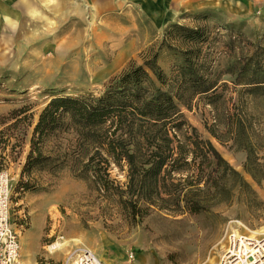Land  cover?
Here are the masks:
<instances>
[{"label": "rangeland", "instance_id": "374dc122", "mask_svg": "<svg viewBox=\"0 0 264 264\" xmlns=\"http://www.w3.org/2000/svg\"><path fill=\"white\" fill-rule=\"evenodd\" d=\"M23 1L30 5L24 7ZM44 2L50 9L43 7ZM4 13L16 14L13 29L10 27L13 34L8 32ZM173 22L204 27L208 39L203 50L216 70L231 71L220 76L227 85L223 104L212 110L202 104L198 109L180 108L200 135L251 185L255 198L246 193L234 195L230 203L192 215L152 210L131 228L113 224L104 229L101 220L94 218L96 208L89 206L94 193L65 170L53 179L50 191H14L18 176L13 174L27 148L28 127L18 156L3 166L11 179L9 219L19 235V264H73L83 251L101 264H218L231 242L240 246L249 238L264 239V174L255 183L242 168L243 151L230 142L219 143L201 120L210 123L213 114L223 116V107L231 111L236 104L253 128L264 130V95H243L240 90L249 76L237 72V67L252 61L263 66L264 77V0L241 10L220 5L181 10L174 18L143 11L138 3L129 1L0 0V115L27 106L34 120L53 95L95 93L130 60L139 63L141 52L156 49L163 29ZM179 62L177 51L159 49L158 63L166 73ZM237 91L242 95L239 101ZM21 132L17 130L19 136ZM259 148L257 155L264 156V145ZM117 220L113 218L111 223ZM58 243L63 245L58 247Z\"/></svg>", "mask_w": 264, "mask_h": 264}, {"label": "trees", "instance_id": "16d2710c", "mask_svg": "<svg viewBox=\"0 0 264 264\" xmlns=\"http://www.w3.org/2000/svg\"><path fill=\"white\" fill-rule=\"evenodd\" d=\"M207 39L204 27L170 23L156 49L141 52L139 63L130 60L95 93L53 95L34 120L27 106L0 115V168L16 159L30 127L14 191H50L65 170L94 193L89 206L96 208L94 218L104 229L131 228L152 210L192 215L230 203L234 195L255 198L251 185L180 108L202 104L212 110L223 104L227 85L220 76L231 71L215 69L203 50ZM162 47L180 56L167 73L158 63ZM237 72L249 76L243 95H264L263 66L251 61ZM234 106L231 111L223 107V118L213 114L210 123L202 118V125L219 143L243 151L242 168L259 184L264 156L257 154L264 130L253 128ZM113 218L118 220L111 223Z\"/></svg>", "mask_w": 264, "mask_h": 264}, {"label": "built area", "instance_id": "2783aa9c", "mask_svg": "<svg viewBox=\"0 0 264 264\" xmlns=\"http://www.w3.org/2000/svg\"><path fill=\"white\" fill-rule=\"evenodd\" d=\"M10 180L7 170L4 167L0 168V264H18L19 235L9 219ZM131 258L132 255H128V259ZM73 264H101V262L89 252L83 251L76 256ZM218 264H264V239L240 242V246H235L231 242Z\"/></svg>", "mask_w": 264, "mask_h": 264}, {"label": "crops", "instance_id": "0c3cea01", "mask_svg": "<svg viewBox=\"0 0 264 264\" xmlns=\"http://www.w3.org/2000/svg\"><path fill=\"white\" fill-rule=\"evenodd\" d=\"M124 1H129L131 3H138L141 10L148 12H159L160 16L174 18L177 17V12L179 11H196L200 8L205 7H215L220 5L228 8H235L236 10H241V7H247L254 4L255 1L260 0H110L113 3H122ZM43 2V0H42ZM24 7L29 6L28 1L21 2ZM43 7L50 9V7L44 2ZM3 9V8H2ZM3 11H5L3 9ZM181 14H178L180 16ZM39 18L40 16H35ZM16 14L13 13L11 16L8 13L3 14V20L8 24V32L14 33L13 26L15 24ZM12 29H11V28ZM25 151H23L24 154ZM22 156L18 161L17 167L14 170L13 177L17 178L19 174L20 165L22 162Z\"/></svg>", "mask_w": 264, "mask_h": 264}, {"label": "bare ground", "instance_id": "6f19581e", "mask_svg": "<svg viewBox=\"0 0 264 264\" xmlns=\"http://www.w3.org/2000/svg\"><path fill=\"white\" fill-rule=\"evenodd\" d=\"M247 240H255V239H250V238H249V239H247ZM62 245H63V243H62V244H61V243H58L57 246H58V247H61ZM254 246H256V244H255ZM54 247H55V246H54ZM52 248H53V246H50V247H49V249H52ZM228 251H230V250H228ZM245 251H246V249H245ZM248 251L250 252L251 250L249 249ZM17 263L19 264V260H17Z\"/></svg>", "mask_w": 264, "mask_h": 264}]
</instances>
